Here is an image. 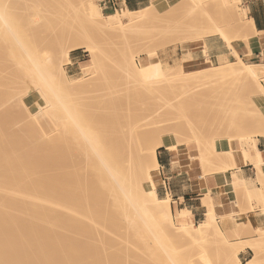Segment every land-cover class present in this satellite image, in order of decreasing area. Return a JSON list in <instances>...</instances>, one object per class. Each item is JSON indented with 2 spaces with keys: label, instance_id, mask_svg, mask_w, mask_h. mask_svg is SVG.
<instances>
[{
  "label": "bare ground",
  "instance_id": "6f19581e",
  "mask_svg": "<svg viewBox=\"0 0 264 264\" xmlns=\"http://www.w3.org/2000/svg\"><path fill=\"white\" fill-rule=\"evenodd\" d=\"M240 1L220 0V6L234 19L238 17L239 21L247 22L250 31L243 36L240 34V37L254 49L246 60L239 56L232 40H228V44L232 46L233 54L238 56L237 61L224 58L220 66L209 63L205 69L194 72H186L182 65L164 67L158 59L140 60V63L123 60L122 71L129 78L127 84L124 82V87L116 89L114 83V90L108 94H96L86 99H89V109L86 108L89 111L91 108L92 114L87 116L85 109L82 113L86 115V122L90 120L87 124L89 129L85 128L86 122L80 116L76 96L77 101L73 99V94L88 92L87 87L97 82L93 76L98 75L99 62L96 58L99 53L88 41L93 39L92 32L96 28L118 27L123 34L127 30L125 21L133 20L126 19L127 15L139 14L140 10L124 8L122 12L113 11L105 15L91 0H82L83 8L78 18L84 28L82 30L81 27L82 32L78 34L71 33L73 37L68 35L72 37L69 38L72 45L64 58L69 64L71 52L80 49L90 52L93 64L82 69L86 73L91 72L94 80H68L62 74L63 70L60 72L57 56L64 52L61 47L65 48V44L62 46V41H65L61 34L65 31L59 30L55 20L49 22L52 28H47L50 32L55 31L49 32L54 38L50 41L55 46L50 42L51 51L44 64H39L37 57L23 46L21 37L17 42L21 43L25 52L22 53L21 49L7 50L15 66L14 69L12 66L10 69L5 67L1 73L0 92L5 91L3 94L7 95L14 91L16 94L7 96L5 105L2 104L4 107L0 108V220L5 218L0 224V264H231V257L234 264H258V248L264 245L262 228L254 227L250 221L236 222L232 229L237 237L234 241L229 240L217 222L209 192L204 197V204L208 207L204 220L198 224L190 223L189 209L177 212L175 216L171 196L161 198L158 195L154 173L160 166L158 150H176L179 147L177 139L185 132L191 140L198 142L201 160L209 163L206 149V136L208 139L209 136L206 133L214 126L242 133V140L251 130H264V85L261 83L264 61H253L259 58L256 50L260 49L259 35L262 32L256 29L254 20L247 15L246 7L235 5ZM42 2L46 6L51 3V7L58 9V0ZM160 6V2L154 1L151 10L158 13ZM235 7L239 9L238 14L234 11ZM155 15L149 12L139 14V17L151 19ZM178 31V27L172 26L167 32ZM14 34L17 39L18 35ZM44 34L39 35L48 36ZM212 35L224 33L218 29ZM5 41L2 40L4 45H0V49L6 48ZM6 44L9 45L8 41ZM12 44L11 48L15 46ZM60 48L61 51H57ZM154 56H158V50L154 51ZM2 60L3 57L0 62ZM102 77L108 79V74ZM16 81L26 85L25 90L21 86V91L26 95L30 91L31 98L16 97L20 86ZM195 96L203 98L204 103H198ZM83 101L80 100L85 106ZM158 102L160 106L154 105ZM149 104L156 113L166 108L175 113L178 110L180 115L177 118L183 121L170 119V122H176L153 131L147 129L149 123H134L126 115L136 108L145 114ZM29 106L35 108L33 112ZM27 108L29 113L26 115ZM41 111L53 124L49 125L52 130L45 129V116L39 114ZM81 128L94 135L97 144L122 177V188L103 174L101 166L77 133V129ZM259 137H264V131L250 139L255 154L245 148L243 154L244 161L255 166L261 180L264 177V158L258 149ZM26 138V142L21 141ZM152 141L156 142L154 146L149 145ZM227 152L236 171L240 172L231 143ZM45 162L48 164L42 165ZM226 170L217 166L205 170L204 174L221 176ZM237 172L229 177L230 187L237 191L242 187L251 201L264 200V189L252 185L253 182H248ZM240 199V196L235 198L236 207L240 206ZM247 249L253 250L256 255L242 262L239 254Z\"/></svg>",
  "mask_w": 264,
  "mask_h": 264
},
{
  "label": "rangeland",
  "instance_id": "374dc122",
  "mask_svg": "<svg viewBox=\"0 0 264 264\" xmlns=\"http://www.w3.org/2000/svg\"><path fill=\"white\" fill-rule=\"evenodd\" d=\"M104 1L105 0H91L92 3L97 4L100 7L103 14L108 15L109 13L103 8V6H104L103 2ZM154 1L160 2L161 8L158 10L159 14L157 13V10H151V7H152V4ZM25 2H27V3H25ZM81 2H82V0L81 1L80 0H58V9H56L54 7H51V6H53V5H51V3L47 4V6L45 5V2H44V4H43V2L41 3V0L39 2H37V0H32L31 2H30V0H0V14H3L4 17L6 18V20L11 22L12 28H13V31L9 32L6 28H4L3 26H0V45H2L3 42L6 40L5 41L6 46H4V48L5 47L6 48L0 49V54L2 53L1 57H0V61H1L2 57L4 60V61L2 60V62H0V65H2V66H0L1 67L0 71L2 70L0 72V75H1V73H3V71H5V67L10 69L11 66H12V68H13V66H15V64H13L14 61H12V59H10L9 55L7 54L10 52V51H7L8 49H11V50L16 49L18 51L21 49L20 51H22V53H23V52H25V50H22V47L25 45L24 47L29 52H32L33 56L37 57L36 60L38 61V63L44 64V62H46L45 58L47 59L46 56L49 55L48 52L51 51L50 47H52V45L55 46V44H53L51 42V41H53L54 38H53V36H50V34H49L50 31H49V29H47L48 26L50 25L49 22L55 20V22L56 21L58 22L56 24H57L59 30H62V32L65 31L64 34H61L62 36H64L65 42L63 43V41H62V46H64V44H65V46H64L65 48L60 46L62 48V50H64V52L62 51L64 54L61 55L62 52H61V54L56 53V55L60 54L57 57H58V66L60 65L58 68L61 71L59 69L58 70L60 72H62V70H63L62 74H64V76L68 80H70V79H77L78 81L89 80L92 77L91 72L86 73L82 69V67L89 66V65L93 64L94 58L90 52H88L84 49H80V50H76V51L71 52V54H70L71 63H69V64H67V61L65 59L66 57L64 56L66 54V51L72 45V41H70V39L73 37V35H71V33L72 34L73 33L78 34L79 31L82 32V30L84 28L82 26V22L80 21L81 20L80 17L78 18V16H80L79 11H80V9L83 8ZM25 4H28V6ZM36 4H37V6H36ZM76 4L81 5V7H80V5L78 6L79 10H78V7ZM43 5H45V7H43ZM235 5H237L238 7H244L241 1L235 2ZM29 7H31V8L34 7L36 9H34V8L30 9ZM238 7H235V9H234L236 14H238V11H239ZM37 8L38 9L40 8V9L38 10ZM75 9H76V12H75ZM119 12H122V11H119ZM149 12L154 14V15L156 14L157 17H156V15L154 17H152L151 19H147L145 17H142V18L139 17V14L149 13ZM139 14L136 13L133 15L132 14L127 15L126 19L132 18L133 20L125 21L127 30L123 34H121L118 27L106 28V29L105 28L104 29L96 28L95 31H93L94 28L92 27L93 29L92 28H90V29L93 32L89 29L90 35L92 36V33H94V37L92 40L88 41V44L93 45L99 53V56L96 58V60L99 62L98 75L96 74L97 76L96 75L93 76V78L95 77V80H97V82L96 81H95L96 83L92 82L91 84H93V86L91 85L90 87H87L86 91H88V92H83L84 95L82 93L79 95L73 94V99L75 101L78 100L77 106H78V108H80L79 110H81L80 116L82 117V119H84L85 122H86V119H85L86 115H83V113H84V112L82 113L83 109H85L87 116L92 114L91 108L89 111L88 110L89 108L87 107L89 104V103H87V101H89V99L87 101H86V99L88 97L91 96V98H92V96H94L96 94L101 95V96L106 95V94H108L109 91L114 90V86L116 87V89L118 86H121L120 88H122L129 81V78L127 77L126 73L122 71L123 70V68H122L123 64L122 63H124L125 61L130 60L132 62L135 61L136 63H140V60H149V59L157 60L158 59V60L162 61V65L164 67L182 65L186 72H194V71H198L201 69H205L208 66V64H203L200 66H188L186 64H183V62H184L183 60L178 61L177 54H175L174 56L170 55V58H172V60L170 62H168L167 56H169V55L167 54V52L170 49L178 47V46L189 48L190 44H193V45L199 44V43L203 42L208 36H211L212 33L218 29L222 30L224 33V35H218V36H221L222 40L228 45V47L231 49V52H232V57L230 59L226 58L227 60H229L231 62H235L238 59V56L233 54L232 46L230 44H228V40H230V41L232 40V44L237 49L239 56L243 60H246V58H248L249 54L252 53L253 49H254L252 46H247L244 43V38L240 37L242 34L243 35L248 34L247 32L250 31L247 27V22L239 21L237 19L238 17H236V19H234V16L229 15L224 9L222 10V8L220 6V0H152L151 5H149L147 8H145L143 10H140ZM79 24H81V25L79 26ZM172 26L178 27L179 31L173 32V33H168L167 32L168 28L172 27ZM81 27H82V30L80 29ZM49 28H52V27L49 26ZM44 29H46V31L48 30V32H43ZM1 31L2 32L5 31V33H1ZM52 31H54V30H52ZM52 31L50 33H53ZM62 32L60 31V33H62ZM67 32L68 33L70 32V34H68ZM12 33L13 34L16 33L18 35V37H17L16 34H14L17 37V39L14 38ZM42 33L43 34L45 33L48 36H45V34H44L45 37H43L41 35L42 36V38H41V36L39 34H42ZM2 34H4V35H2ZM10 35H12L11 36L12 38L9 37ZM68 35H71L72 37L70 38V36H68ZM5 36L7 37V39ZM20 37L22 39L21 42H22L23 46L21 45V43L19 44L17 42L18 39H20ZM23 38L25 39V42H23L24 41ZM259 38H260V35H259ZM9 39H10L11 43L9 42ZM11 39H12V41H15L13 44H12ZM50 39H51V41H50ZM2 40H3V42H2ZM28 40H29V42H28ZM7 41L9 43V45L6 44ZM30 41L32 42L31 44H30ZM50 42L52 43V45ZM10 44L15 45V46L11 45L12 46V48H11ZM48 44L51 46H49ZM7 46H9V47H7ZM28 46H30V47H28ZM13 47H15V48H13ZM24 47H23V49H25ZM27 47L30 49H28ZM61 48L57 51H61ZM35 50L39 54H37V52ZM156 50H158V54L163 53V55L152 57L154 51H156ZM2 51L4 52V54ZM258 51H260V49ZM38 55H39V57H38ZM77 55H79V57L74 58ZM5 56H7V57H5ZM35 57H33V59ZM187 58H188V55L187 56L183 55L182 59H187ZM123 60H124V62H123ZM8 61H10V62H8ZM39 61H41V62H39ZM253 61L263 62L264 60L258 61L256 58H254ZM4 64H6V65H4ZM221 64H222V62H220L219 64H214V65L220 66ZM45 66L46 65H44V67ZM106 70L109 72H107ZM103 72H104V75L108 74V77H107L108 79H106V77L105 78L102 77V76H104V75H102ZM0 77H3V74ZM93 78H91V79L94 80ZM124 79H125V81H124ZM115 81L118 84H116ZM16 82L20 83L21 81L20 82L16 81ZM114 83H115V85H114ZM261 83L264 85V78L262 79ZM15 84H17V83H15ZM18 86L17 87L20 90L19 89H18L19 91L17 90V92H19V94L16 97H21V98L24 97V99H26V100H28L29 97L31 98L30 91H28L29 93H27V95L25 94V92L24 93L22 92L23 89L26 87L25 84L23 86L20 83V84H18ZM21 86L23 87V89H21ZM14 87L16 89V85ZM88 88H89V90H88ZM1 92H2V90H1ZM13 92H10L11 95H10V93H8L9 95L8 94L4 95L3 93H5V91H3L0 94V98H1L0 99L1 100L0 101V108L4 107L2 104H4L8 100V97H10V96H12V94H14ZM20 92H22V93H20ZM43 92L44 91H41V93H43ZM32 93L36 94V92H32ZM2 94H3V96H1ZM15 94H16V92H15ZM21 94H23L24 96ZM19 95H21V96H19ZM75 96H76L77 100L75 99ZM195 99L198 103H201V104L204 103L203 98H201L199 96H195ZM29 100H31V99H29ZM80 100L81 101L85 100L83 102H84V105H85V103H86V105L82 106L83 104H82V102H80ZM79 103H81V105H79ZM150 103L152 105V102H150ZM159 103L160 102H158V104L156 103L154 105H159ZM151 105H150L149 109L147 111H145L146 112L145 114L143 111L136 108L134 110H131V113H129V114L127 113L126 115L130 116V118L133 120L134 123L139 124V121H141L140 123H149L147 129H149V130L152 129L153 131L156 129H159V128H163L164 126H166L170 123L176 122V121L170 122V119L171 120L177 119L179 122L183 121L182 118H180V117L177 118L180 115L178 110H176L177 112L175 113L173 110L171 111L170 109L166 108V109H164L165 111L161 110L160 112L156 113L154 108H157V107L152 105L154 107L153 108ZM168 106H170V104ZM28 108H30V111L32 110V112L35 109V108H33V106H29ZM27 109L25 111H27ZM151 109L153 110L152 112H151ZM87 111H89V113H87ZM147 112H148V114H147ZM17 113L19 114L22 112H17ZM23 113H24V111H23ZM27 113H29V109L25 114L27 115ZM13 114L16 115V112H14ZM39 114H42V115L44 114L43 116H45V121H43L44 127L46 126L45 129L46 130L47 129L52 130L50 128L52 126H49L51 124L50 119L45 115V113L43 111H41ZM146 114H147V116H146ZM151 114H152V116H151ZM148 115L150 117H148ZM135 116L136 117L138 116V118H136ZM142 116H143V118H141ZM144 116H145V118H144ZM134 119H136V120L134 121ZM89 121L86 122V127L83 124V127H85L86 129H89L87 126ZM45 123L47 125H45ZM51 125H53V124H51ZM89 127H90V125H89ZM263 131L264 130H258V131L251 130L250 132L246 133L243 136V137H245V140H242V135H243L242 133L228 130L227 128L220 126V125H219V127L214 126L212 128V130L210 129V131L208 130L206 133V135L208 134V136H209V139L207 136H206V139L210 142V143H208V141L206 140V149L208 152L207 156L209 155L208 160L210 158L209 163L208 162L206 163V160H205V163H204V161L201 160L202 159V154H201L202 152L199 149L198 142L191 140L190 136L187 132H185L181 137H179L177 139V142L179 144V147H178L179 149L177 148L176 150H179L180 153H184L185 156L188 157L189 161L192 163V166L199 167L201 170V174L204 177H206L204 174L205 170H208V169H211V168L217 167V166L225 167L227 170L225 172H222V173L227 174L231 170L232 171L236 170V166H234L232 164L230 155L227 152L230 143L232 144L235 160H236V163L238 164V162H239L238 156L242 155L244 158V154H243L244 148L248 149V150H251V148H252L251 144H250L251 137L259 135ZM22 140H25V142H26L27 138L21 139V141ZM155 144H156V142L152 141L149 145L154 146ZM210 155H211V157H210ZM43 164H46V162L42 163V165ZM159 170H160V166L154 171V173L156 174L155 175L156 186H157V181H158ZM263 180H264V177H262V179L260 180L258 175L255 174V179L252 181L253 182L252 185L259 186L263 190L264 189V181ZM230 189L235 192V197L233 195L234 210L230 214L223 215V216L218 215L215 211L217 222L222 227V229L225 230V234L228 237V239L234 241V239L237 237V233L233 231L232 227L236 224V222L243 221V219H238V217L241 216V214H248L250 212H252L253 214H256L257 218L259 219L260 225H262L259 228H262L264 230V200H262L261 202L251 201L242 187L239 188L238 191L234 190L231 187H230ZM238 196H240V198H241L240 199V206L236 207L234 205V200H235V198L237 199ZM172 212L174 213L175 216L177 215V209H175V210L172 209ZM205 218H206V215L203 216L202 220H204ZM4 220H5V218L0 220L1 225L4 222ZM202 220H199L197 222H192L190 220L189 221H190V223L198 224ZM226 246L229 247V245H226ZM170 252L175 257L173 251H170ZM232 256H233V254H232ZM257 257H258V261H259L258 264H264V245H262L258 248ZM231 264H234L233 257H231Z\"/></svg>",
  "mask_w": 264,
  "mask_h": 264
},
{
  "label": "crops",
  "instance_id": "0c3cea01",
  "mask_svg": "<svg viewBox=\"0 0 264 264\" xmlns=\"http://www.w3.org/2000/svg\"><path fill=\"white\" fill-rule=\"evenodd\" d=\"M151 1L111 0V3L104 5L103 8L108 13L122 11L124 8L131 11H139L151 5ZM241 2L244 8L246 7L247 15L254 20L256 29L262 32L260 35V51L256 50L259 57L256 59L262 61L264 60V0H241ZM167 54L169 55L167 56L168 62L172 60L170 55L174 56L177 54L178 61L183 60V64L188 66H200L209 63L219 64L224 58L230 59L232 57L231 49L218 35L208 36L203 42L196 45L190 44L189 48L179 46L172 48ZM161 55L163 53L158 54V56ZM183 55H188V58L182 59ZM78 57L79 55L74 58ZM258 149L264 158V137H259ZM251 154H255L253 149H251ZM157 156L160 171L158 172L159 178L156 189L161 198L171 196L172 209H177V212H184L189 209L191 214L188 220L192 222L202 220L203 216L208 212V207L204 204V197L209 192L218 215H227L234 210L233 195L235 197V192L230 189L228 180L233 176V173L237 172L236 170L229 171L227 174L230 176L221 174V176L207 175L204 177L201 176L200 168L192 166L188 157L184 153H180L179 150L171 151L167 148H160ZM238 157L239 162H237L239 165L236 164L241 167V171L237 173L248 182H252L255 179V174H257L255 166L251 162H245L242 155ZM238 219H243L242 222L250 221L255 227L262 226L256 214L252 212L241 214ZM253 255V250L247 249L239 254V258L242 262H245Z\"/></svg>",
  "mask_w": 264,
  "mask_h": 264
},
{
  "label": "clouds",
  "instance_id": "9594fccd",
  "mask_svg": "<svg viewBox=\"0 0 264 264\" xmlns=\"http://www.w3.org/2000/svg\"><path fill=\"white\" fill-rule=\"evenodd\" d=\"M0 26L9 32L13 31L11 22L7 21L3 14H0ZM77 133L82 139L83 144L101 166L103 174L118 188H122V177L108 160L104 150L97 144L96 138L85 129H77Z\"/></svg>",
  "mask_w": 264,
  "mask_h": 264
},
{
  "label": "built area",
  "instance_id": "2783aa9c",
  "mask_svg": "<svg viewBox=\"0 0 264 264\" xmlns=\"http://www.w3.org/2000/svg\"><path fill=\"white\" fill-rule=\"evenodd\" d=\"M109 3H111V0H105V1L103 2V5H106V4H109Z\"/></svg>",
  "mask_w": 264,
  "mask_h": 264
}]
</instances>
